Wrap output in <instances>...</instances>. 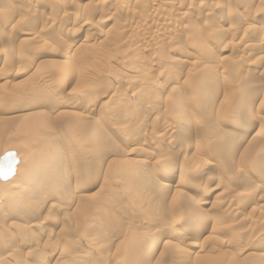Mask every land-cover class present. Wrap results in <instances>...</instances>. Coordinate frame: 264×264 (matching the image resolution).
Wrapping results in <instances>:
<instances>
[{
    "label": "bare ground",
    "instance_id": "1",
    "mask_svg": "<svg viewBox=\"0 0 264 264\" xmlns=\"http://www.w3.org/2000/svg\"><path fill=\"white\" fill-rule=\"evenodd\" d=\"M90 1L92 5L100 4L101 6L99 7L101 9L104 7L103 5L110 3L111 7L115 10L117 9L116 11L123 10L127 2H129L135 5L133 6L134 11L139 8L138 12L135 11L139 14V20L136 21L131 18L123 27H118L116 30H113L115 29L113 28L111 32L110 29L104 31L100 24L94 25L92 22H88L89 19L87 20L86 18L80 21L78 25H73L78 28L69 27V25L64 24V20L68 16L73 15L68 10L72 3L70 0L65 2L64 0H19L20 4L17 3L19 6H15L14 0H0V158L6 152L14 151L18 159L14 175L6 181H0V261H2L0 263H13L17 260L16 256L23 250L24 253L25 251L27 253V257L23 260L24 262H28L27 260L31 259V261L37 263L36 261L44 260L49 254L52 255L55 252L63 251L66 255L58 256L61 257L62 262L58 263V257H55L57 263H54L87 264L84 261L88 259L94 245L109 243L114 239V236L110 234L111 224L117 225L120 220L112 223V220L116 218L113 215V210L116 209L115 211H117L121 203H123L122 199L116 200L118 195L130 198L135 205L138 200H141L139 202V204L141 203L139 205L140 210H142L141 213L150 210L149 214L146 212V214H143L148 216L149 223L141 226V233L138 236L127 235L120 239L117 247L120 253V256H118L120 263L127 264L129 260H132L130 264H153L161 259L162 251L165 252L166 250L170 252V255L175 256L176 260H181L180 263H183L189 260L187 259L189 258L187 250L190 248H198L200 253L206 248L199 247L198 244L193 242L199 239L207 240L206 232L218 229L209 214L219 211L223 216H237L243 209L240 206L243 205L239 206L241 209L238 207L232 208V203H230L231 206H223L224 208L222 209L221 207V210L220 208L216 209V206H211V204L210 207H206L208 200L205 198H202L198 205L197 202L196 204L190 203L194 207H191L192 210L194 209L197 214L193 216L191 209L184 213L182 220L192 224L187 223L186 225H191L189 226L190 228L188 227L187 229L186 227L182 233H179V238L183 242H188L187 246L189 248L186 246L187 250H185L176 246L175 242H172L171 238L174 235H171L172 232H169V236L160 240L161 232L159 234L158 231L152 229L155 224L152 225L155 220L153 216L157 217L158 215L153 212V208L157 205H163L164 199L169 196L168 194L174 191L173 197L186 198L188 193L194 191L196 186H198L199 180L211 171L213 163L218 161H214L216 157L221 158L219 165L224 168L228 167L226 169H229V165L235 161L236 157H239V170H237L240 171V167L243 165L245 169L249 168V171L256 172L253 175L257 181L255 186L258 183L259 185L261 184L263 189L258 190L264 192V171H261L264 168V116L262 115L263 113L261 114L264 111V84L262 82L264 80V26L256 27V22L254 25L252 24L255 18L253 14L264 9V0H247L243 7L246 11L244 16L236 15L237 17L233 18L234 21L229 22L227 25L226 23H219V18V21L215 20L216 12L214 10L221 5L217 4L223 0H214V3H212L213 0H197L195 2L189 0L191 2L186 5L184 12H180L183 9L181 0H173V2H169L170 0ZM43 4L48 7L49 11L43 13V9H41L39 11L40 14H38L36 9H40L39 5L43 6ZM238 6L240 7V5ZM58 7L61 8L59 12L61 16L59 18L57 13L55 14V9ZM109 11H112L111 8ZM134 11H131L130 16L136 14ZM106 12L105 10L104 15L109 21L113 16ZM99 14L101 13L99 12ZM34 15L41 16V20L46 21V23L37 25ZM104 17L101 18L103 19ZM229 19L232 20L231 16ZM206 20H211L207 28L204 27L206 29L192 28L190 25L195 21L204 23ZM184 21H186L187 26L183 25V23L185 24ZM188 22L191 23L189 24ZM23 23L27 24L26 26L28 27H22ZM81 29H84L86 33L88 32L87 34L91 33L81 36L79 31ZM55 30L56 32L59 30L57 33H61L64 36H69V39H74L68 43V41L61 39L57 34L58 36L56 37L62 40L60 41L62 45L60 51H58V57L64 60L56 63V67L50 70H43L40 68V64L33 66L34 61L30 58H26L20 66L10 61L9 56L12 54H15L16 57L26 55L23 54V47L22 49L15 48V43L20 38L21 43L26 46V43L30 45L39 44L45 41L47 35L54 33ZM183 30L185 33H187L186 30L190 32L187 40L190 39L192 46H195V54H193L194 51L192 50L193 53L191 54V51H188L189 53L186 57L182 54L183 57L179 59H167L163 57L165 52L163 55L159 54L162 49L159 52L155 50L157 44L161 46L165 41L174 43L173 40L177 39ZM125 32L126 34L130 33L128 38L136 35L135 39L133 38L134 41L145 45L147 48L145 51L153 52L155 50L158 53V61L164 62L162 64L167 65L169 63L168 69L165 71V75L168 76L165 80L163 79L165 82L159 80L158 82L160 83L158 85L156 82L155 84L153 83V86L158 88V90H163L166 87L170 89L166 93L169 97L165 98L164 95V99L160 102L163 108L162 110L159 108V111H161L158 113L161 118L164 117V122L160 121L158 124L160 132L163 133L160 137H185L184 139H186L189 137V132H192L190 134H197L200 137V142H193L195 146L191 149L186 150L181 146V149L178 147V149L173 150L171 145L176 143L174 142L176 141L174 140L175 138L172 139L174 141L170 138L172 141V143L169 141L171 147L165 145L164 140L162 142L159 139L155 140V138H144L142 143L126 138V143L135 146L131 152L135 154V158L132 157V160L124 159L125 161H121L119 165H116V163L115 165H110L111 157L118 150L117 141L115 142L113 138L109 137L108 130L105 127H108V125L103 116L106 109H108L110 99L104 95L102 97L97 96L100 98L96 97L97 99H94L93 95L99 85L101 90L106 91V93L113 91L112 85H101L102 82L106 83L108 80L105 82L103 79L100 80L101 76L98 77L99 69L103 64L96 67V63L100 62L101 64L104 57L107 56L106 52L109 49L107 48L108 46L106 47L108 40L98 44L97 40L101 36H107L108 39H111V36H117L116 38L119 39L118 37L124 35ZM247 32L253 34L252 39H247L248 37L242 39L241 35V39L235 41V37L239 33L246 34ZM131 40L128 39L129 42L127 41V43H130ZM208 43L214 46L209 47ZM46 47L48 46L46 45ZM133 47L135 48V46ZM182 51L187 53L185 49ZM225 52L229 53V55H225ZM2 57L3 59L1 60ZM107 57L106 59H110ZM95 59L98 62L92 64L90 61H95ZM258 64L262 67L261 72L260 69L258 72L256 70L257 67L255 68V65ZM44 71H51V79L42 74ZM146 72H148L147 69ZM257 72L259 74L258 77H256ZM10 76L14 78L26 76L28 78H26L24 86L19 87V89L15 83L9 81ZM148 77H143L139 81L140 83L133 88L131 87L130 97L137 98L139 95L142 96V89L147 84L145 81ZM56 78L61 81L63 89L58 90L57 87V89H54L53 84L51 85V82ZM255 83H258L259 87H263L262 93L256 88L257 85H253ZM65 88L66 91H64ZM29 96L33 98L31 99ZM146 96L148 97L149 94ZM38 97L40 98L38 99ZM163 97L161 96V98ZM155 98L152 99L155 101ZM135 107L136 105L134 104L131 110ZM200 107L206 112V117L209 118L208 121L200 119V117H203L200 114V116L197 115L199 119L196 116L193 120L189 117L190 114L194 115V112L188 114L191 108L198 112L199 110L197 111L196 108ZM74 109L79 111H72ZM254 110H260V112H255ZM213 111L215 116H212ZM155 115L157 116V114ZM100 117H103V119ZM125 117H127V121L131 117L129 110L126 111ZM187 117L192 120L189 125L185 123L187 122ZM183 122L184 124L181 125ZM218 122L221 125L225 124L223 126H233L236 129L235 131H238V138L233 140V134H227L225 130L221 133L213 132L209 136L207 131L213 129ZM134 128L135 131H139L137 127ZM147 139H149L148 142L144 143ZM164 139L166 140L167 138ZM176 139L178 141L179 138ZM178 142L180 143V141ZM20 145L23 149L21 155H18L15 150L6 149L9 147H20ZM182 149L186 153H191H189L190 159H185L186 165L187 161L189 163L185 168H179L180 166L177 168L173 161L179 157ZM148 164L158 167L159 171L167 179L159 181L158 175L160 174H156L157 177H150L148 172H138L139 168L137 171L134 170L136 167H144ZM143 170L145 169L143 168ZM246 170L243 171L241 169L243 174H238L235 180L241 181L243 176L247 178L245 175ZM221 172L220 174L222 175ZM225 172L227 173V171ZM228 173L230 174L229 170ZM117 177L118 180H116ZM231 177L228 175V180ZM245 181H247L246 185L248 184L253 189L252 185H250L252 181L246 179ZM134 184H137L136 187L138 189L132 187ZM182 184L185 185L186 191L183 193L176 192L177 187ZM113 186L114 188H112ZM249 186L248 191H253V193L250 194L248 192L249 194L247 193V195H254V189L250 190ZM2 189L5 193L2 192ZM212 189L214 190V188ZM209 192H211V188ZM209 192L206 191V198ZM231 192V190L229 191L225 188L221 194L225 197ZM259 194H256L259 197L257 196V199L254 198V203L251 204L250 212L257 211L260 213L261 208L264 207V205L259 203L264 201V193ZM153 197L154 203H149ZM230 199L227 200L228 203L231 202ZM219 202L220 199H218L217 203ZM251 202L249 201V203ZM135 205L128 208L130 213L133 211L139 212V210H135L139 208L138 206L135 207ZM151 205L154 206L151 207ZM244 205L247 204L244 203ZM199 206L205 207V210H200ZM170 211L172 210L170 209ZM176 213L178 214V212ZM126 216L124 215V217ZM170 218L172 219V217ZM242 221L248 223L253 220L252 218H247L248 222L246 220ZM194 226L195 229H191ZM209 244L207 250L218 251L219 256L216 257L217 259L204 255L194 264H244L246 258L249 259L248 264H264V253L256 254L255 256L250 254L238 262L236 261L237 257H235L237 255L233 256L226 251L220 252V249L225 247L222 242L217 244L211 242ZM102 246L104 247V244ZM245 246L241 248V252L251 250L248 248V244H245ZM239 254L241 253L239 252ZM118 257L114 258L117 260ZM93 258L95 257L93 256ZM103 259H95V262L96 260L101 262ZM169 259L171 258L169 257ZM106 260L108 259L106 258Z\"/></svg>",
    "mask_w": 264,
    "mask_h": 264
},
{
    "label": "rangeland",
    "instance_id": "2",
    "mask_svg": "<svg viewBox=\"0 0 264 264\" xmlns=\"http://www.w3.org/2000/svg\"><path fill=\"white\" fill-rule=\"evenodd\" d=\"M16 1L14 0V3L16 4V5L15 4L14 5L15 6H19V4H20L19 0L17 2ZM60 1H63V0H60ZM65 1L66 0H64V2ZM171 1L173 2V0H170L169 2H171ZM191 1L192 2H195L197 0H191ZM191 1H189V0H181V4H182V8L183 9L180 12H184L185 11L184 9H186V5L189 4V2H191ZM230 1H231V3H230ZM246 1L247 0H223V1H221V3H218L217 4V5H219V4H221V5L219 7H217L216 10H214L216 12V13L214 12L215 13V16H216L215 20L217 19L219 21V19H220L219 23H224V24L226 23V25H227L229 22L234 21L233 18H235L237 16H240V15L241 16L242 15L244 16V14H245L246 11H245V9H243V7H244V5H245L244 3H246ZM70 2H72V3L69 6L68 10H69V12L71 11V13H73V15H71L70 17L68 16L67 19L64 20V24L69 25V27H71L73 25H76V24L78 25V23L80 21H82L83 19L85 20V18H86L87 20L89 19L88 22H92L94 25L100 24V26L102 27V29L104 31H108L110 29V32H111L112 31L111 29H113V28H115L113 30H116V28H118V27H123V25H125V23L127 21H129L131 18L133 20L135 19L136 21L139 20V17H138L139 14L136 13V12H138L139 8H136V10H135L136 12H135L134 9H133V6H135V5H133V4L129 3V2H127V4L125 5L124 9L121 10L123 13L120 10L116 11L117 9L115 10L113 7H111V4L110 3H107V5L106 4L103 5L104 7H102V9H101V7H99V6H101L100 4L99 5H96V4L94 5L93 4L92 5L90 3L91 2L90 0H70ZM17 3H19V4H17ZM212 3H214V0L212 1ZM108 5H110V6L107 7ZM238 5H240V7ZM39 7H40V9H36V11H38V14H40L39 11H41V9H43L42 10L43 13H47V11H49L48 7L45 4H43V6L42 5L41 6L39 5ZM105 7H107V8H105ZM88 8H90V9H88ZM95 8H97V9H95ZM110 8L112 10L111 12L109 11ZM60 9L61 8H59V7L57 9H55V11H56L55 14L57 13L58 18L61 16V13H59L61 11ZM85 10H87V11H85ZM105 10L107 12L109 11L108 13L111 16H113L112 19H110L109 21L107 20L106 15H104L105 14L104 13ZM132 10L136 14L133 15V16H130ZM16 11H17V8H16ZM99 12L101 14L103 13L102 15L105 16L103 19L101 18L103 16L101 14H99ZM253 15H254L255 18L253 19L254 22L252 24L254 25V23L256 22L255 23L256 24L255 25L256 27L264 26V9H262L261 11H258L257 13H255ZM34 16H35L34 19H35V22H36L37 25H40L41 23L42 24H45L46 23V21L44 22V20H41V16H38V15H34ZM220 16H221V18H220ZM230 16H231L232 20L229 19ZM75 20H77V21H75ZM184 22H185V24L183 23V25H186L187 26L186 21H184ZM195 22H193L192 24H190L191 22H188V23L192 26V28L206 29L207 28V25H209L211 23V20H206V21H204V23H199L197 21H195ZM26 25L27 24H24L23 23L22 27H25ZM26 27H28V26H26ZM73 27H76V26H73ZM204 27H206V28H204ZM76 28H78V27H76ZM58 31L59 30H57V32ZM79 31H80V35L81 36H83V35H89L91 33V32H89V34H87L88 32L86 33V31L84 29H81ZM55 32H56V30H55ZM55 32L47 35V37L45 38V41H43L45 43L42 42V43H39V44H32V45H30L29 43H26L27 44V46H26L25 44L21 43V41H20L21 38H20L15 43V48L16 49H22V47H23L24 48L22 50V51H24L23 54H26V55H20V57H16L15 54L14 55L12 54L11 56H9L10 61L13 64L14 63H17V65L20 66V65H22V62L24 63V61H25L26 58H30V59H32V61H34L33 66L34 65L37 66L38 64H40L41 65L40 68L43 69V70H50L53 67H56L57 66L56 63H58L61 60H64V59H60L58 57V55H59L58 54L59 53L58 51H60V47L62 45V44H60V41H62L61 39L68 41V43H70L74 39L70 38L71 39L70 40L69 39V36H64L61 33H57V32L55 34ZM186 32L187 33H185L184 30H183V32H181V35L178 36V38H177L178 40L176 38L173 40L174 43L172 41H170V42L165 41L164 42L165 45L164 44L163 45L161 44V46H159L160 44L159 45L157 44L155 46V50L159 52L162 49V51L159 52V54L160 55H163V53L165 52L166 55L164 54L163 57H165L167 59H179V58H181L183 56L186 57V55L189 53L188 51H191L190 52L191 54L194 51L193 54H195V52H196L195 51V48H194L195 46H192V44H191L192 41L190 39L187 40L189 38L188 36H189L190 32H188L187 30H186ZM57 34L60 36L61 39H59V38L56 37V36H58ZM129 34L130 33L126 34V32H125V34H124L125 36L124 35H121V37H118L119 39L116 38L117 36L112 37L111 35H110L111 36V39H108L107 36H103V37L101 36L100 38H98L100 41L97 40V44L98 43H101L103 41L105 42V41L108 40V42H106V43H108V45H106V44L105 45H106V47L108 46L107 48L109 49V51L108 52L105 51V52H106L107 56H109V57L105 56L104 59H103V61L101 62V64H100V62L99 63H96V62H98V61H96V59H95V61H93V60L90 61L92 64L93 63H96V67L103 64L100 67V69H99L100 72H99L98 77L101 76L100 77V80L103 79L105 82L108 80L107 81L108 83L107 82L106 83L102 82L101 85H106V84L107 85H110V86L112 85L111 87L113 88V91H110V92H107L106 93V91L104 92V91L101 90L100 85H99L98 89L93 92L94 99L100 98V97H102V95H104V96H106V97H108L110 99V103H109L108 109H106V112H105V114L103 116L106 119V122H107V125H108V127L107 126H105V127L108 130L109 137L113 138V141H115V142L117 141L116 143L118 145V147H117L118 148V150H117V153L118 154L116 153L114 156L111 157V164L110 165H115V163H116V165H119L121 161L123 162L125 160H132V157L135 158L134 157L135 154L134 153H131L132 150H133L132 148H134L135 146H133L130 143H126L125 142L126 138H131V141H135L136 140V141H138L140 143L143 142V139L144 138H155V140H158L159 139L162 142L164 140V144L165 145H168V146L171 145L172 141L176 140V141H174L176 143L173 142L174 144L171 145L173 147V150L174 149L175 150L178 149V147H179V149H181V146H182V148H185L186 150H189L193 146H195V143L196 142H200V140H199L200 137L197 134H190L192 132H189V135H188L189 137H187L186 139H184L185 137L184 138L183 137H172V138L169 137L168 138V136H165L164 138H167L168 139V141H167V139L165 140L163 137H160V136L163 135V133L160 132L159 127H158L159 126L158 124H159L160 121H163L164 122V119H163L164 117L161 118L160 114L158 113L163 108L162 105L160 104V102H161L162 99H164V97L165 98L169 97L168 94H166V93H168L170 89H167V87H166L165 89H163L164 91L162 89L161 90H158V88H155L153 86V83L155 84V82H156V84L158 85V83H160V82H158L159 80H161V82H162L163 79L165 80V78L168 76V75H165L166 74L165 71H167V69H168L167 66H168L169 63H167V65L166 64L165 65L162 64L164 62L158 61V57H157V54L158 53H156L155 50L153 52L145 51V50H147V48L145 47V45H142L141 42L138 44L136 41H134L136 35L133 36L132 38L131 37L128 38V35ZM245 35H246V37H245ZM240 36H241L242 39L243 38L246 39L247 37H248L247 39H252L253 38V34H250L248 32L246 34L239 33V35L237 37H235L236 38L235 41L241 39ZM126 38H128L129 40L132 39L133 41L131 40L130 43H127L128 39H126ZM185 39H186V41H185ZM109 40H111V41H109ZM125 40H126V43L127 44L125 43ZM166 40H168V39H166ZM121 42H122V44H120ZM124 43H125V45H124ZM45 44L48 47H46ZM210 44L208 43L209 47L214 46L213 44H211V46H210ZM114 45H117V46H114ZM133 46H135V48L136 47L137 48L135 49ZM189 46L191 47V49H190ZM32 47L33 48L36 47V48L33 49ZM181 47H183V48H181ZM180 49H181V51H180ZM184 49L187 50V53H186V51L185 52L182 51ZM137 50H138V52H137ZM27 51H28V53H27ZM142 51H143V53H142ZM109 52H110V54H109ZM181 52H183V53H181ZM147 53H148V55H147ZM182 54H183V56H182ZM225 55H229V53L225 52ZM131 56H132V58H131ZM106 57L107 58H110V59H106ZM2 59H3V57L1 58V60ZM53 61H56V62H53ZM141 63H143V64H141ZM150 65H152V66H150ZM159 65H161V66L159 67ZM137 66H138V68H137ZM139 67H141V68L139 69ZM255 68H256V70H258V72H259V69H260V72H261L262 67H261L260 64L255 65ZM146 69H147L148 72H146ZM160 69H161V71H160ZM258 72H257L256 77H258V75H259ZM50 73H51V71L50 72L49 71H44L42 74L48 76V79H51L50 78ZM159 73H160V75H159ZM96 74H98V73H96ZM145 76H149V77L145 81V83H147V84L144 83L145 84L144 85V89H142V93H141L142 96H140V95L138 96L140 99L138 100V97L137 98L130 97L129 96L130 90L133 87H135L138 83H140L139 81H141V79L143 77H145ZM26 78H28V77L21 76V77L14 78V77L10 76L9 81H12L13 83H15L17 85V88H19L21 86H24V82H25ZM149 78H151V79H149ZM156 79H157V81H156ZM60 82L61 81L56 78V79H54L51 82V85L53 84L52 86H53L54 89H57L58 88V90H61V89H63V86H62V84ZM262 82L264 84V80ZM150 83H152V84H150ZM253 85L254 86L257 85L258 87L256 86V88H258L260 90V92H261V90H263V87H259V84L258 83L257 84L255 83ZM152 90H154V91L152 92ZM64 91H66V88L64 89ZM154 92L157 93V94H155ZM145 94L146 95L149 94L148 97H150V98L148 99V97ZM169 95H170V93H169ZM97 96H100V97H97ZM161 96L162 97L164 96V97L161 98ZM151 97L153 99L156 97L155 98L156 100L154 101ZM29 98L32 99L33 97L29 96ZM39 98L40 97H38V99ZM127 98H129V99L127 100ZM145 98H146V100H145ZM134 104L136 105V107L135 108H132V110H131V107H133ZM36 106H32V107L37 108ZM126 106L127 107L129 106V107L127 108ZM149 108H151V109H149ZM152 108L155 109V110H153ZM156 108H157V110H156ZM159 108H161L160 111H159ZM194 108H195V106H194ZM194 108H191L190 109L191 112L189 111V113H188V114H190V113H193L194 112V115H192V114L189 115V117L192 118V120H193V118H195V116H196V118H198V116L201 115L203 117L202 118L200 117V119H204V120L208 121L209 118L206 117L207 115H206V112L204 111V109H202L201 107L200 108H196V110L197 111L199 110V111L198 112H195V109ZM148 109H149V111H148ZM127 110H129L131 112V117H129L128 121H127V117H125V114H126V111ZM72 111L78 112L79 110L74 109ZM254 111L255 112H260V110L259 111L254 110ZM153 112H155V113H153ZM146 114H147V116H146ZM155 114H157V116ZM188 114H187V116H188ZM261 114L264 116V111H262ZM106 115H108V116H106ZM139 116H141V117H139ZM212 116H215L214 111H213ZM142 117H143V119H142ZM189 117L186 118L187 122H185L186 120L184 121L187 125H189V123L190 124L192 123V120H190ZM100 118L103 119V117H100ZM136 120H138V121L135 122ZM139 121H140V123H139ZM184 122L181 125H183ZM220 125L221 124L218 122L217 125L213 128V129H215V128L216 129L215 130L210 129L209 131H207V134L208 135L209 134L211 135L213 132L221 133V132H224V130H225V132L227 134H231V133L233 134L234 139L233 138H231V139L235 140V139L238 138V131H235L236 129H234L233 126L232 127H227V126H223L225 124H222L221 126ZM146 126H147V128H146ZM218 126H220V127H218ZM134 127H137L139 129V131H135V128ZM227 128L229 129V131H228ZM218 129L220 130V132H219ZM211 130H213V131H211ZM156 131H158V132H156ZM170 138H171V140L174 139V138L175 139L171 141ZM176 138H179L178 141H180V143L177 141ZM195 138H196L197 141L195 140ZM148 140L149 139H147L146 141H144V143H147ZM189 140H191V141L193 140V141L191 142ZM169 141L171 143H169ZM193 142H195V143H193ZM167 143H169V144H167ZM181 143H182V145H181ZM178 145H180V146H178ZM125 147H126L127 150L124 149ZM122 148H123V150H122ZM6 149H8V150H15V151H17L18 155H21L22 150H23L21 145H20V147H15V148L14 147H9V148H6ZM128 153H129V155H128ZM189 153L190 152H187L186 153L185 150L182 149V151L180 153L181 155L179 154V157L176 160L173 161L175 163V165L177 166V168L179 166H180L179 168H183V167L185 168L186 166H188L189 161H187L188 163L186 165L185 159L186 158H187L186 160H189L190 159V156L189 155L191 153L190 154ZM182 155H184V156H182ZM220 159L221 158H218V157L215 158L214 161H217V160L218 161L216 163H213V166L211 168V171L207 175H204L201 180H199L200 181V183H199L200 185L198 184V186H196V188H195L194 191H190L188 193L189 196L187 195V197H186L188 199H186V198H184V199H182V198H176V196L173 197L172 196V194L174 195V191H173L171 194H168L169 196H167L168 197L167 199H164L165 202L163 203V205H160V206L157 205L155 208H153L154 209L153 212H156L158 215H157V217L153 216L155 220L152 222V225L154 223L155 224L153 225L152 229H154L155 231H158L159 234L161 232V237H159L160 240L163 239V238H165V237H167V236H169L170 235L169 232H172L171 235L174 234V235H172V238H171L172 242L173 243L175 242L174 244L176 246L181 247V248L187 250L186 246H187V243L188 242H183L179 238V235H180L179 233H182V231L185 230L186 227L188 229V227L192 225L191 222L182 220L184 218L185 211H188L190 209L192 210V208H194L193 205H191L190 203H193V204L195 203L196 204V202H197V205H198V203L200 202V200L202 198H205V199L208 200L206 207H208V206L210 207V204H211V206L212 205H214V207L216 206L215 207L216 209H219V208L221 209V207L223 209L227 205L228 206H231L232 205L231 206L232 208H237V207L239 209L243 208L241 210L240 214L237 215V216H232V215L223 216L219 211L214 212L213 214L210 212L211 214H209V216L216 223V227L218 229H216V230L213 229V230H210V231L206 232L205 235L208 237V239L210 238V240H208V239L207 240L206 239H199L196 242L190 241V242H193L195 244H198L199 247L200 246L201 247H206V248H204V251L202 253L199 252V249L198 248H196V249L190 248L189 250H187L189 252V254H188L189 255L188 256L189 258H187V259H189V260L184 261L183 263H180L181 260H176L177 258H175V256H173L172 254L170 255V252L168 250H166L165 252L162 251V254H161L162 257L159 260L160 262L157 260L153 264H157V263L158 264H194L199 258H201L204 255H208L211 258H216V257L219 256L218 251L215 252V251H212V249L207 250L208 246L210 245L209 243H211V242L213 244L214 243L217 244V243L222 242L225 247L222 248V249H220L221 250L220 252L226 251V252L231 253L233 256L237 255L235 257H237L236 261H238V262H239L240 259H244L246 256H248L250 254H253L255 256L256 254L258 255V254L264 253V251H263L264 250V228H263L264 227V224H263L264 223V218H262V217H264V207L261 208V212L262 213L261 212L259 213L257 211L250 212V206H251V204L254 203V200H255L254 198L257 199L260 196L259 193H261V194L264 193L263 191H261L263 189V188H261V184L259 185V183H258V185L260 186V188H259L258 185H257L258 187L255 186L257 181H256L255 176H253V175L256 172L249 171V168H246L247 169L246 170L244 168L245 166L243 167V165H241L240 171H238L239 170V167H238V165H239V163H238L239 162V157H236L237 160L235 159V161L229 165V169H226L228 167H225L224 168V167H222V166L219 165L220 164ZM181 162H182V164H181ZM235 163H237L236 166H235ZM220 167H222V168H224L226 170H224V169H222ZM140 168H141V170H140ZM143 168L145 170H143ZM251 168H253V167H251ZM137 169H138V172H140V171L141 172L144 171L145 173L148 172L150 177L156 176V174H160V175H158V179L160 178L159 181H164L165 179H167V178H165L166 176H164L159 171L158 167H153L150 164H148V165H146L144 167H136V168H134L135 171H137ZM241 169H243V171L244 170L247 171L245 173V175H246L247 178H245L244 176H243V178H245L248 181H252V183L250 185H252L251 187H253V189H254V195H247L248 192L250 194H252L253 191H248V186L249 185L248 184L246 185L247 181H245V179L242 178L241 179L242 182L240 180H235V178L238 176V174H243V172L241 171ZM228 170L230 171V174L228 173ZM155 171H156V173H155ZM225 171H227L228 174ZM261 171H264V168ZM220 172L222 173V175L220 174ZM223 172H224V174H223ZM239 172H242V173H239ZM232 173H233V175H232ZM226 175H227V177H225ZM228 175H230V177L231 176L232 177L235 176L234 178L231 177L234 181L231 178H229V180H228ZM249 175H250V177L248 178ZM147 176H148V174H147ZM116 180H118V177H117ZM204 181H206V182H204ZM113 185H115V184H113ZM136 186H137V184H134L132 187L134 189H138ZM184 186H185L184 184L179 185L178 186L179 188L177 187V190H175V191L176 192L177 191L178 192H182V193L185 192L186 191V187H184ZM243 186H245L246 188L243 187ZM182 187H184V188H182ZM112 188H114V186ZM210 188H211V192H209L210 191ZM212 188H214V190ZM225 188L228 189L229 191L231 190L232 192L230 194H228V195H225V197H224V196H222L221 193H222L223 189H225ZM249 188H250V186H249ZM251 189L252 188H250V190ZM258 189H261V190H258ZM206 191L209 192V194L207 195V198L205 197L206 194H207ZM2 192H3V189H2ZM195 192H197V193H195ZM255 192H259V193H255ZM3 193H5V192H3ZM256 194H259V196L256 195ZM170 196H172L173 199ZM215 196H217V198H215ZM124 197L125 196H122V195H118V197H116V200H121L122 199L123 203H121V205H120L121 207L119 206V208L117 209V211H119V212L115 211L116 209L113 210L114 211L113 212V215L116 217L115 218L116 221L114 219V220H112V223H116L117 221L120 220L119 223L117 222V225L111 224L112 226L110 228V234L112 236H114V239H112V241H110L109 243L108 242H105V243H101V244H97L96 245L97 247L100 246L101 248H97L94 245L93 248H92L91 253L89 254L88 259H86V261H84L87 264H99V263L100 264H105V263L106 264H121L120 263L121 261H120V259L118 257V256H120L119 248H117L118 247V244L120 242V239L126 237L127 235L138 236L141 233V226L144 225V224H148L149 223L148 216L147 215H143V214H146V213L149 214L150 210H147V212L144 211V213H141L142 210H140V207H139V205L141 204V203L139 204V202H141V200L140 201L138 200L137 201L138 203L135 205L134 204V201L130 200V198H127V197L124 198ZM218 199H220V202L219 203H217L218 202ZM228 199H230L231 202L228 203V201H227ZM251 199H252V202H251ZM214 201H216V202L213 203ZM249 201L251 203H249ZM149 203H154V197L151 200V202H149ZM230 203H232V204L230 205ZM244 203H246L247 205H244ZM259 203H260V205L261 204L264 205V201H260ZM131 204L132 205H135V207H137V206L139 207L138 209L136 208L135 210H139L140 214H139L138 211H133L132 213L129 212L130 210H128V208L132 207ZM189 204H190V206H189ZM240 205H243V206H240ZM152 206H154V205H151V207ZM170 209L172 211H170ZM199 209L203 211V210H205V207L199 206ZM193 210L191 211V214L194 216L195 214H197V212L195 210L194 211ZM176 212H178V214ZM167 213L168 214L170 213V214L168 215ZM124 215L125 216L128 215V216H126L127 218L124 217ZM169 216L172 217V219ZM247 218H252L253 221L252 222H248L247 221ZM128 219H130V220H128ZM261 219H262V221H261ZM242 220H246V222H248V223H245ZM5 221H7V220L5 219ZM187 223H190L191 225L190 224L189 225H186ZM127 224H129V225H127ZM262 224H263V226L261 228V225ZM158 228H159V230H158ZM127 229H128V231H127ZM191 229H195V226L193 228H191ZM205 230H207V228H205ZM163 233H164V235H163ZM233 242H235V243H233ZM102 244H104V247L102 246ZM245 244H248V248L251 249V250L248 251V252H241V250H242L241 248H243V246H245ZM239 252L241 254H239ZM101 253H102L103 257H101L102 256ZM118 253H119V255H118ZM62 255L65 256L66 253H64L63 251H58V253L55 252L52 255L49 254L42 261H36L37 263L31 261V259H28L27 260L29 262L28 263V262H24L23 261L25 259V257H27V253H26V251L24 253V251L22 250L16 256V259L17 260H15L13 263H7V264H41V263L42 264H56L57 262L58 263L59 262H62L61 257H58V256H62ZM93 256L95 258H93ZM55 257L56 258L58 257V261L57 262H56V258ZM114 257H118L117 260ZM169 257L171 259H169ZM106 258L108 260H106ZM95 259H100V260L103 259V260L101 262H98L96 260V262H95ZM163 259L165 260V262H163L164 261ZM114 260H116V261H114ZM18 261H20V262H18ZM129 261L127 262V264H130L132 262V260L130 262ZM248 261H249V259L246 258L244 264H248ZM0 262H2V261H0ZM54 262H56V263H54ZM107 262H109V263H107ZM0 264H4V263H0ZM122 264H124V263H122Z\"/></svg>",
    "mask_w": 264,
    "mask_h": 264
},
{
    "label": "water",
    "instance_id": "3",
    "mask_svg": "<svg viewBox=\"0 0 264 264\" xmlns=\"http://www.w3.org/2000/svg\"><path fill=\"white\" fill-rule=\"evenodd\" d=\"M14 151H8L0 158V181H6L15 173L18 159ZM7 176L5 179L4 177Z\"/></svg>",
    "mask_w": 264,
    "mask_h": 264
},
{
    "label": "snow or ice",
    "instance_id": "4",
    "mask_svg": "<svg viewBox=\"0 0 264 264\" xmlns=\"http://www.w3.org/2000/svg\"><path fill=\"white\" fill-rule=\"evenodd\" d=\"M5 179L7 178V176L4 177Z\"/></svg>",
    "mask_w": 264,
    "mask_h": 264
}]
</instances>
